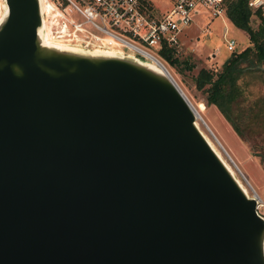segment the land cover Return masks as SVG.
I'll list each match as a JSON object with an SVG mask.
<instances>
[{
  "label": "water",
  "instance_id": "water-1",
  "mask_svg": "<svg viewBox=\"0 0 264 264\" xmlns=\"http://www.w3.org/2000/svg\"><path fill=\"white\" fill-rule=\"evenodd\" d=\"M0 21V264H264V216L156 62Z\"/></svg>",
  "mask_w": 264,
  "mask_h": 264
},
{
  "label": "built area",
  "instance_id": "built-area-1",
  "mask_svg": "<svg viewBox=\"0 0 264 264\" xmlns=\"http://www.w3.org/2000/svg\"><path fill=\"white\" fill-rule=\"evenodd\" d=\"M226 2L227 0H55L51 2V15L47 23L44 19V26L45 29L47 24L52 27V38L56 42L141 56L163 64L159 59L162 58L160 50L172 47L177 53L183 43L181 35L186 34L184 31L194 16L223 15ZM248 4L264 10V0H248ZM224 36L227 50L233 51L235 38L227 37V30ZM259 204L258 201L257 209Z\"/></svg>",
  "mask_w": 264,
  "mask_h": 264
},
{
  "label": "rangeland",
  "instance_id": "rangeland-1",
  "mask_svg": "<svg viewBox=\"0 0 264 264\" xmlns=\"http://www.w3.org/2000/svg\"><path fill=\"white\" fill-rule=\"evenodd\" d=\"M52 1L55 0L47 2L51 3ZM261 10L264 16V10ZM6 11V0H0V21ZM50 15V7L43 6V18L46 23ZM258 22L259 17L253 14L251 24L257 26ZM51 28L47 24V28L44 29V38L46 41L53 42ZM225 30H227V37H233L236 40L233 51H241L250 45L247 32L234 25L225 10L223 15L216 17L208 14L194 16L193 21L184 31L186 34L181 35L183 43L176 53L180 59L179 63L172 64L165 62L162 58L159 59L168 68L173 80L176 81L196 110L198 127L214 144L213 147L231 167L233 174L247 193L250 196H259L263 205L259 206L258 210L264 216V167L261 158L254 153L250 142L236 133L217 106L206 102V91L198 88L194 80L201 67L212 71L219 70L223 61L232 52L228 51L225 45ZM122 49L127 51L124 46ZM155 54L158 55L156 52ZM190 64L192 67H188ZM240 83L246 95V100L243 102L245 105L252 103L256 97L264 93V84L252 73L243 75ZM255 137L257 141L264 142V132L255 135Z\"/></svg>",
  "mask_w": 264,
  "mask_h": 264
},
{
  "label": "trees",
  "instance_id": "trees-1",
  "mask_svg": "<svg viewBox=\"0 0 264 264\" xmlns=\"http://www.w3.org/2000/svg\"><path fill=\"white\" fill-rule=\"evenodd\" d=\"M226 13L234 25L247 32L250 45L232 51L219 70L201 67L194 80L198 88L206 91V102L215 104L236 133L250 142L264 167V142L255 139L264 132V93L245 105L246 95L240 83L243 75L252 73L264 84V16L261 8L250 6L248 0H227ZM253 14L259 17L257 26L251 24ZM175 52L165 47L160 55L165 62L177 64L180 59Z\"/></svg>",
  "mask_w": 264,
  "mask_h": 264
},
{
  "label": "bare ground",
  "instance_id": "bare-ground-1",
  "mask_svg": "<svg viewBox=\"0 0 264 264\" xmlns=\"http://www.w3.org/2000/svg\"><path fill=\"white\" fill-rule=\"evenodd\" d=\"M48 0H41V4H42V6H48V7H50L49 5H51V3H49V2H47ZM49 4V5H48ZM49 27V26H48ZM48 32H49V29H48ZM159 65H160V67L162 68V71L163 72H165V74L166 75H168L172 80H173V77L171 76V74H170V72H169V70H168V68L167 67H165L162 63H158ZM174 82H175V84L177 85V83H176V81L175 80H173ZM177 87L180 89V87L177 85ZM181 90V89H180ZM182 91V90H181ZM183 93V92H182ZM184 94V93H183ZM184 96L187 98V96L184 94ZM187 100L189 101V99L187 98ZM189 103L191 104V102L189 101ZM191 106H192V104H191ZM193 107V106H192ZM193 109H194V107H193ZM194 111H195V113H196V117L198 116L197 115V112H196V110L194 109ZM203 132V131H202ZM203 134L205 135V137L209 140V142L212 144V145H214L211 141H210V139L207 137V135L203 132ZM216 151H217V149H216ZM218 152V151H217ZM218 155H219V157L223 160V162H225V165L227 166V168L231 171V172H233L232 171V169H231V167L228 165V163H226V161L222 158V156H221V154L218 152L217 153ZM242 187L244 188V186L242 185ZM246 190V189H245ZM257 199H258V201L260 202V206H262L263 204H262V202H261V199L259 198V196L258 195H256L255 196Z\"/></svg>",
  "mask_w": 264,
  "mask_h": 264
}]
</instances>
